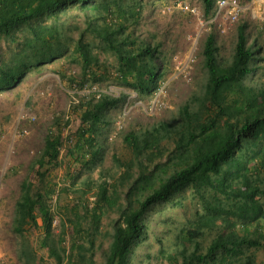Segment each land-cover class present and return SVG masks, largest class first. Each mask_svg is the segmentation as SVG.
Listing matches in <instances>:
<instances>
[{"label":"trees","instance_id":"trees-1","mask_svg":"<svg viewBox=\"0 0 264 264\" xmlns=\"http://www.w3.org/2000/svg\"><path fill=\"white\" fill-rule=\"evenodd\" d=\"M215 1L200 0L205 17L212 13ZM69 5L84 15L85 27L75 40L59 15ZM130 19L137 22L121 0H0V92L65 57L81 70L79 78L67 80V88H81L88 79L98 83L104 75L98 77L94 71L101 65L92 44L84 39L89 34L100 42L102 51L115 57L119 82L142 98L150 97L166 71L155 47L137 43L126 33ZM246 27L241 23L236 29L229 63L219 60L214 34L206 36L202 56L207 78L201 94L186 101L168 120L123 136L137 173L133 175L128 166L120 178V184L128 183L123 203L116 207L118 217L112 223L109 246L102 252V264H129L133 246L145 234L143 219L148 211L161 202L179 204L186 189L198 209L178 229L176 247L170 253L160 249L168 264H254L255 252L264 253V83L254 84L250 78L258 60L257 51L247 43ZM3 42L12 48L2 52ZM123 99L101 97L70 106L79 117V137L68 150L80 164L73 172L101 161L97 139L110 123L108 112L121 106ZM61 146L59 136L46 137L30 164L29 177L20 184L12 231L21 238L18 257L23 264H36L24 234L38 218L40 246L55 264H94L100 218L117 202L115 184L108 194L107 183H100L92 205H76L70 245L67 250L58 249L51 240L54 213L49 204L58 192L43 193L34 186L50 167L59 165ZM176 195L179 198L174 201ZM80 208L90 218L86 228L80 222ZM205 237L209 241L203 248Z\"/></svg>","mask_w":264,"mask_h":264},{"label":"rangeland","instance_id":"rangeland-1","mask_svg":"<svg viewBox=\"0 0 264 264\" xmlns=\"http://www.w3.org/2000/svg\"><path fill=\"white\" fill-rule=\"evenodd\" d=\"M103 1V0H98ZM176 1L201 8L200 0H121L124 7L133 11L137 22L129 20L126 33L136 40L147 43L156 48L161 59L165 76L172 71L173 57L184 56L188 50L186 34L194 28V19L176 6ZM60 19L67 26V32L72 39H76L85 27L83 13L74 5L61 10ZM101 23V21H97ZM246 24L247 43L257 51L255 57L258 62L257 70L251 75L254 84L264 83V19L251 21L247 17L241 18L236 24L229 26L224 33L212 29L218 47L220 61L229 63L232 59L236 41V29L239 24ZM200 38L193 63V79L186 83L182 80L172 81L166 93L167 108L154 113L137 110L129 116L122 130L117 131L114 123L121 115L122 105L108 112L109 125L104 134L97 141L100 144V158L95 166H81L79 172L73 169L80 167L70 157L69 149L78 140L79 117L69 110L70 97L68 79L79 78L80 67L71 63L67 57L60 58L47 64L38 72H30L13 89L0 92V264H23L18 257V247L21 238L12 231L15 202L20 194L21 182L29 177L31 162L40 153L44 141L48 136H59L62 141L59 154V165L50 167L46 177L40 182L35 180L34 188L40 192L54 189L56 197L49 201L54 213L52 225V241H56L58 249H68L70 236L74 233L72 223L75 219L76 205L83 207L92 205L96 199L95 193L99 184L105 181L108 194L113 192L115 184L117 202L111 208H106L100 218L99 231L94 245V264H102V252L111 241L112 223L118 217L116 207L123 203L127 180L121 183V176L126 167L130 172L137 173L136 160L123 143V136L128 132H137L141 128L160 121L168 120L172 114L186 101L198 96L203 91L207 73L203 67L202 45L209 34ZM23 35V34H20ZM85 41L93 46V53L97 55L101 68H94L97 76H103L99 84L112 82L128 91L131 88L119 82L117 62L115 57L101 50L100 42L89 34ZM2 43V52L8 48ZM72 44L70 43V48ZM12 48V45L9 47ZM88 79L86 84H90ZM24 112L32 113L34 121L19 119ZM55 122V120H57ZM60 124V126L57 125ZM60 127V128H59ZM19 133V134H18ZM88 158L86 157L85 160ZM128 167V168H129ZM185 198L179 204L161 202L155 204L145 215L143 223L145 234L135 244L129 255V264H168L165 253H170L175 247L176 233L196 209V199L191 198L186 189ZM179 195L175 196V200ZM81 209V208H80ZM82 216L80 222L86 228L90 218L79 210ZM64 226H63V225ZM63 226V227H62ZM25 239L35 253L36 264H55L47 251L40 246L42 239L41 219L36 225L27 228ZM209 237L202 240L205 248ZM160 249L165 253H161ZM264 264V253L255 252V263Z\"/></svg>","mask_w":264,"mask_h":264},{"label":"built area","instance_id":"built-area-1","mask_svg":"<svg viewBox=\"0 0 264 264\" xmlns=\"http://www.w3.org/2000/svg\"><path fill=\"white\" fill-rule=\"evenodd\" d=\"M176 6L194 19V28L186 34L188 50L182 58L179 55L173 57L175 62L172 65L171 73L159 82L157 89L150 97L142 98L132 88L126 91L112 82L104 85L90 83L81 88L75 86L68 88L69 105H77L88 99L97 101L101 97L114 99L124 97L121 115L114 123L115 129L120 131L124 127L125 120L137 110L154 113L166 109L168 106L166 93L172 81L178 79L186 83L192 81L194 58L203 35L211 32L212 29L218 33H224L229 26L236 24L243 17H247L251 21L264 19V0H216L213 11L208 17H205L202 9L197 6H190L180 1H176ZM19 119L34 121L35 116L32 113L24 112L19 115ZM1 188L2 181L0 179V191Z\"/></svg>","mask_w":264,"mask_h":264}]
</instances>
